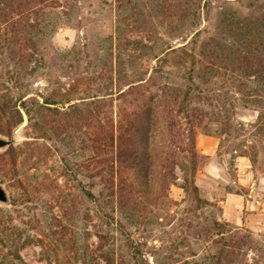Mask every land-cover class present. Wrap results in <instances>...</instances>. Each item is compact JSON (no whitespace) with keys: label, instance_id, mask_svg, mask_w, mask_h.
<instances>
[{"label":"rangeland","instance_id":"obj_1","mask_svg":"<svg viewBox=\"0 0 264 264\" xmlns=\"http://www.w3.org/2000/svg\"><path fill=\"white\" fill-rule=\"evenodd\" d=\"M263 83L264 0H0V103H48L3 137L0 264H264ZM151 95L172 112L180 156L193 130L210 205L178 167L161 201L107 198L104 141ZM206 137L219 139L212 160ZM227 192L246 209L223 214Z\"/></svg>","mask_w":264,"mask_h":264},{"label":"trees","instance_id":"obj_2","mask_svg":"<svg viewBox=\"0 0 264 264\" xmlns=\"http://www.w3.org/2000/svg\"><path fill=\"white\" fill-rule=\"evenodd\" d=\"M253 76L258 79L263 77L262 73L256 71ZM135 93L129 91L126 94L135 95ZM259 96L264 97V83L263 89L259 90ZM17 100L19 105L9 97L3 98L0 103L1 137H9L21 124L22 113L27 117L30 116L32 109L29 106L41 109L48 104L45 99L39 103L30 97H20ZM133 106L124 111L119 118L116 136L110 133L104 141L105 147H108V151L112 154L102 183L104 190L108 191L107 198L116 199V203L120 206L124 200L131 201L132 204L141 200L155 203L161 201L167 198L168 186L171 180L175 179L174 171L178 167L183 173V191L191 193L198 203L210 205L208 201L199 199L198 188L194 183L197 163L203 156L195 150L193 130H188L187 147L179 151L182 154L180 156L175 152L177 147L172 139L175 123L171 110L166 111L161 107L153 95L141 101L133 99ZM86 195L93 198L101 208L98 198L89 192ZM100 196L102 197V193H99ZM106 200L101 199L102 204L114 203L113 200ZM110 219L113 220V217ZM106 261H112L111 257Z\"/></svg>","mask_w":264,"mask_h":264},{"label":"crops","instance_id":"obj_3","mask_svg":"<svg viewBox=\"0 0 264 264\" xmlns=\"http://www.w3.org/2000/svg\"><path fill=\"white\" fill-rule=\"evenodd\" d=\"M205 146L200 147V152L202 154H205L210 160L213 158V153L217 149L219 139H215L212 137H206L204 139ZM235 161V168L237 171V184L241 188H246L250 185L249 182V176L252 173L251 166L249 164V161L246 156L236 155L234 157ZM219 165V164H218ZM213 168L216 170V167L213 166ZM213 169V170H214ZM210 172V171H208ZM214 173L212 172V175ZM247 200L243 199V196L231 192H227L221 200H219V203L221 204V208L223 210V214L226 212L232 210L233 208L238 209L239 211H242L245 208V205L247 204Z\"/></svg>","mask_w":264,"mask_h":264},{"label":"water","instance_id":"obj_4","mask_svg":"<svg viewBox=\"0 0 264 264\" xmlns=\"http://www.w3.org/2000/svg\"><path fill=\"white\" fill-rule=\"evenodd\" d=\"M13 137L10 138H3L0 137V149L8 147L13 143ZM7 202V193L2 185H0V203L4 204Z\"/></svg>","mask_w":264,"mask_h":264}]
</instances>
